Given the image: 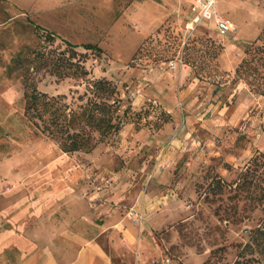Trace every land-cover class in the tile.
<instances>
[{"label": "rangeland", "instance_id": "1", "mask_svg": "<svg viewBox=\"0 0 264 264\" xmlns=\"http://www.w3.org/2000/svg\"><path fill=\"white\" fill-rule=\"evenodd\" d=\"M217 9L234 28L224 37L210 22L185 28L188 0H0V173L62 153L25 123L22 79L49 95L81 91L31 72L33 50L68 42L89 77L115 82L139 115L89 155H65L94 187L115 186L121 172L167 196L173 220L156 232L173 264H232L264 219V66L235 77L245 50L264 46V0H217ZM240 28L252 30L245 41ZM164 170L168 181L152 184Z\"/></svg>", "mask_w": 264, "mask_h": 264}, {"label": "crops", "instance_id": "2", "mask_svg": "<svg viewBox=\"0 0 264 264\" xmlns=\"http://www.w3.org/2000/svg\"><path fill=\"white\" fill-rule=\"evenodd\" d=\"M251 32L238 35L245 41ZM39 161L37 169L0 173V264H173L156 232L173 220L167 196L130 186L121 172L115 186L94 187L64 153ZM168 175L159 171L151 183ZM130 207L143 215L140 228L125 218Z\"/></svg>", "mask_w": 264, "mask_h": 264}, {"label": "trees", "instance_id": "3", "mask_svg": "<svg viewBox=\"0 0 264 264\" xmlns=\"http://www.w3.org/2000/svg\"><path fill=\"white\" fill-rule=\"evenodd\" d=\"M47 41L54 36L47 33ZM258 41V40H257ZM245 50L244 58L235 70L236 79L258 74L253 62L264 66V46L256 42ZM64 49L33 50L32 74L40 71L59 81L73 79L82 90H70L68 94L49 95L37 89L32 78L23 77V118L35 135L52 142L64 154H89L97 145L117 136L126 124L136 123L138 115L132 112L118 85L106 78H91L85 67L84 54L65 42ZM85 50L99 53L96 45H84ZM260 53L259 58L256 57ZM262 75V73L260 74ZM232 264H264V219L249 234L247 241L238 246Z\"/></svg>", "mask_w": 264, "mask_h": 264}, {"label": "built area", "instance_id": "4", "mask_svg": "<svg viewBox=\"0 0 264 264\" xmlns=\"http://www.w3.org/2000/svg\"><path fill=\"white\" fill-rule=\"evenodd\" d=\"M191 2V17L187 22L185 28L187 30L193 29V27L199 22H210L216 28L219 36L224 37L229 34L232 29L231 23L222 17L217 9V0H189ZM179 62L181 60L177 58ZM171 68H175V63ZM102 187H110L109 180H104ZM99 186V188L101 187ZM125 218H127L133 226L141 227L143 223V215L137 209L130 207L125 212Z\"/></svg>", "mask_w": 264, "mask_h": 264}]
</instances>
